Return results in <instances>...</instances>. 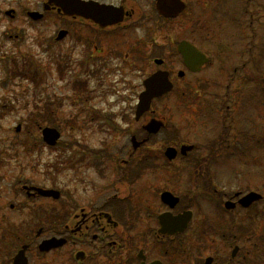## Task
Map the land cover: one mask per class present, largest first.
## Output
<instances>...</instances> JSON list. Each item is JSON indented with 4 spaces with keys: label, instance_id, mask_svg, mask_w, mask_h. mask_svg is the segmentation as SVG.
Listing matches in <instances>:
<instances>
[{
    "label": "flooded vegetation",
    "instance_id": "flooded-vegetation-1",
    "mask_svg": "<svg viewBox=\"0 0 264 264\" xmlns=\"http://www.w3.org/2000/svg\"><path fill=\"white\" fill-rule=\"evenodd\" d=\"M127 1L129 0H121L118 4L129 12L124 21L107 27H100L92 20L77 15H64L59 6L57 16L60 19L87 23L89 33L92 34L85 43L87 60L90 62V78L101 74L99 61L106 60L97 59L104 50L103 44H99L94 35L98 37L108 33L116 38L136 32V29L140 28L150 35L149 52L157 47L164 48L165 45V55L150 60L154 64L156 59L162 60L159 65L156 64L158 68L150 74L159 69L166 70L173 82V88L161 98L155 99L147 112L152 114L150 119H160L155 116V104L160 99L177 93L178 80L202 72L211 64V60L200 71L191 70L185 65L178 44L174 48V44L167 41L171 37L170 34V37L164 36L163 39L167 41L165 43L157 41L154 36L157 30H169V27L166 28L162 24L166 19L151 15L154 19L148 22L151 26L147 28L146 20H141L137 9ZM141 1L148 2L138 0L139 4ZM133 4L139 6L136 0ZM152 4L153 2L149 5V14L152 13ZM50 11H54V8ZM70 34L69 29L62 28L55 39L59 42ZM147 41L148 39H141L135 49H129L125 55L126 59H130L132 54L140 59L145 57ZM191 42L202 50L194 41ZM162 51L164 53V50ZM206 55L209 56L208 53ZM170 59H175L182 67L176 69ZM217 60L218 66L223 67L220 59ZM7 63L6 76L3 79L5 82L17 76L29 77L32 81L41 76L40 68L34 63L27 65L28 62H25L21 66L16 61L14 65ZM105 65H108L107 61ZM130 65L135 67L136 63ZM66 68V64H58L60 72L66 71ZM120 70L125 76L127 71L118 67L117 71ZM138 70L139 68L136 69ZM141 91L140 87L136 93L138 97ZM201 91L195 88L191 91L181 90L180 93L184 98H207L208 103L200 106L197 111L199 118L207 126L213 127L216 133L221 129L215 138L204 139L207 145L187 138L191 137L190 135H174L170 137L163 153L150 154V150H145V154H142V149L149 145L157 134L165 128L175 129L166 119H161L164 125L158 132L149 133L144 128L147 120L134 132L128 133L126 142L119 146L115 154L110 152L108 146L117 144L116 139L107 140L106 147H94L90 143L88 145L79 141L80 149L74 150L71 158L78 164L87 163L84 176L88 180L79 179L76 181L77 185L72 187L57 188V165L51 167L53 171L47 173L44 169L35 171L39 166H45L40 163L42 155H34L36 158L30 164L29 148H23L24 153L21 154L11 153L14 145L29 146L28 140H24L29 139L24 137V134L29 133L28 120H22L16 126L8 128L0 124V130L10 133V137L14 136L11 140L8 135L0 136L1 142L8 139L10 144L7 149L11 151L6 155L0 153V264H264V191L261 188L251 189L250 185L239 186L240 189L232 191L215 183V179L227 173L225 170H230L228 172L231 173L242 163L246 166L248 161L264 160V132L262 130L261 133L254 134L252 128L240 131L236 124V116L238 117L239 113L232 115L229 112L227 104L230 96L225 94L215 100L213 96H206ZM0 103V120L4 113L16 109L9 100H2ZM136 107L135 110L133 105L128 108L130 115L127 117L139 122L147 113L136 120ZM39 117L44 119L41 115L37 118ZM92 118L99 120V114L93 115ZM102 120L101 126H107L113 134L119 131V127L117 129L113 126L111 129L108 123H104L110 120L107 115L102 116ZM135 121L133 122L136 123ZM36 127L41 135L39 142L44 147L58 149L61 141L53 146L47 145L42 136L45 126L38 122ZM133 137L142 143L135 147ZM183 145H192L193 148L183 154L180 152ZM167 147L177 150L173 158H169L165 153ZM203 148L206 149L205 153H193ZM254 151L262 154L254 156ZM158 159L163 161L160 163L163 168H171L180 162L185 172L192 175L193 179L197 178L196 198L202 201V213H199V217V208L188 194L178 195L169 187L163 186L153 191V195H149L150 187L142 184L144 175L141 166L145 160ZM30 168L33 171H29ZM39 172L46 173L47 179ZM53 172L55 174H52ZM234 176L237 178L238 172ZM47 191L50 193L45 194ZM251 191L260 193L262 198L251 204H243L241 199ZM164 192H171L177 197V204L170 205L165 202L162 198ZM185 212H190L191 217L182 228L181 219L174 221V218Z\"/></svg>",
    "mask_w": 264,
    "mask_h": 264
},
{
    "label": "rangeland",
    "instance_id": "rangeland-1",
    "mask_svg": "<svg viewBox=\"0 0 264 264\" xmlns=\"http://www.w3.org/2000/svg\"><path fill=\"white\" fill-rule=\"evenodd\" d=\"M45 1L47 0H0L2 13L0 15V101L9 100V103L16 107L15 111L4 113L0 124L8 128L16 126L22 120L29 122V133L24 134V137L29 138H24L28 140L29 146L14 145L11 152L7 149L10 142L8 139H3L2 142L0 141V153L21 154L24 153L23 148L25 150L29 148L30 164L36 158L34 155H42L40 163L45 165L39 166L35 171L46 170L47 173L53 171L51 167L57 165V188L72 187L77 185L76 181L79 179L88 180L84 176L87 163L78 164L71 158V153L80 149L79 141L88 145L90 143L94 147H106L107 140L116 139L117 144L108 146L110 152L115 154L119 146L126 142V135L134 132L150 119L152 114L147 113L141 121L136 122L127 117L130 115L127 110L131 105L135 110L138 101L136 93L140 87L141 90L143 89V79L158 68L150 60L165 55L166 46L157 47L149 52L150 35L140 28L136 29V32H129L116 38L108 33L98 37L94 35L99 44H103L104 50L97 59L106 60L99 61L101 74L90 78L88 77L90 62L87 60L85 43L92 34L89 33L87 23L60 19L56 10L46 12L42 20L34 22L27 16V11H42ZM100 1L115 4L121 2V0ZM136 1L138 7L134 6V0L127 2L137 9L138 17L146 20L147 28H150L148 22L154 19L153 16H157L155 0L141 1V4ZM184 1L187 2L186 11L173 20L163 21V26L169 27V30L165 28L157 30L154 36L159 42H172L174 48L182 39L194 41L205 53L211 55V64L194 76L188 75L178 80L177 93L160 99L155 104L153 108L155 116L168 120L176 130L165 128L142 149V154H145V150H150V154L163 153L170 137L174 135H190L191 137L187 138L207 145L204 139L215 138L220 134L221 129L216 133L213 127L203 123L197 113L200 106L208 103L207 98L201 96L184 98L180 91L185 89L190 91L195 88L201 89V93L213 96L215 100L225 94L230 96L227 105L232 115L239 113L238 117L236 116L238 129L247 131L252 128L254 134H259L262 130L264 132V0ZM152 2V13L149 14V5ZM10 9L15 10L14 18L5 14V11ZM62 28L69 29L71 34L57 42L55 37ZM164 36L170 38L165 41ZM141 39H148L146 56L140 59L132 54L130 59H126V52L135 49L137 47L135 45ZM140 47L144 48L141 45ZM217 59H220L223 67L218 66ZM15 61L19 66L25 62H28L27 65L34 63L40 68L41 76L34 81L29 77L21 76L12 77L7 82L3 81L6 76L5 62L14 65ZM106 61L108 65H105ZM170 61L175 64L176 69L182 67L175 59ZM133 62L136 63L135 67L130 65ZM58 64H66V71L60 72ZM118 67L127 71L125 76L121 70L117 71ZM16 69L19 72L17 66ZM96 114H99L100 121L92 118ZM38 115L43 116L44 119L37 118ZM106 115L110 120L104 123H108L111 129L113 126L119 127L117 133L113 134L107 126H101L102 116ZM38 122L42 126H54L61 131L62 138L58 149L44 147L39 142L41 135L36 127ZM1 135H8L10 140L14 137H10V133H4L2 129ZM205 151L206 149L203 148L193 153L202 154ZM258 153L262 154L254 151L253 155L257 156ZM160 163H163L161 159L145 160L142 163L144 175L142 184L150 187L149 195H153V191L163 186L169 187L178 195L188 194L199 208H197L199 217L202 213V201L196 198L197 178L193 179L192 175L185 172L180 162L171 168H163ZM246 164L245 166V163H242L231 173L228 172L230 170H225L229 174H222L215 179V183L221 187L226 186L232 191L244 185H250L254 190L261 188L264 191V160L248 161ZM81 165L83 166L78 168ZM29 171H33L32 168ZM237 172L238 177L235 178ZM46 173L39 172L40 175H44V179H47ZM36 175L38 176V173Z\"/></svg>",
    "mask_w": 264,
    "mask_h": 264
},
{
    "label": "water",
    "instance_id": "water-1",
    "mask_svg": "<svg viewBox=\"0 0 264 264\" xmlns=\"http://www.w3.org/2000/svg\"><path fill=\"white\" fill-rule=\"evenodd\" d=\"M48 4H55L62 7L66 14H77L86 18H91L101 26L112 24L119 20V16H122L123 8H117L113 5L100 4L94 0H49ZM48 4L46 9H48ZM185 8V3L182 0H157V9L163 16L176 17ZM10 13V12H9ZM30 16L35 19L42 17L39 12H30ZM179 50L182 53L186 65L194 71L201 69L202 65L209 61V58L199 51L194 45L188 41H182L179 45ZM157 63H161L162 60L157 59ZM145 90L139 95V103L136 110V120H139L150 108L152 101L155 97L161 96L172 89V82L169 79V73L167 71L159 70L144 80ZM163 126V122L152 118L144 128L149 133L158 132ZM43 138L46 143L55 145L61 134L56 128L46 127L43 129ZM134 145L137 147L142 142H137L136 138L133 137ZM193 148L192 145H183L181 147V153L186 154L188 150ZM169 158H173L177 150L174 147H168L165 152ZM47 191L45 194H49ZM58 194V193H57ZM162 198L165 202L170 205H176L178 198L175 197L171 192H164ZM262 195L258 192L251 191L246 194L241 202L243 204H251L253 201L259 200ZM191 217L190 212H185L181 216L174 218V221L181 219V226L187 225Z\"/></svg>",
    "mask_w": 264,
    "mask_h": 264
}]
</instances>
